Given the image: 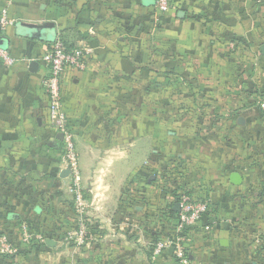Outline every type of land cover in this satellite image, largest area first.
<instances>
[{
    "label": "crops",
    "instance_id": "1",
    "mask_svg": "<svg viewBox=\"0 0 264 264\" xmlns=\"http://www.w3.org/2000/svg\"><path fill=\"white\" fill-rule=\"evenodd\" d=\"M156 1L0 0V38L17 59L0 67V233L18 244L22 218L33 222L28 231L44 232L43 244L32 239L39 246L27 251L31 264L41 256L45 264H155L154 245L172 223L146 202L163 197L175 216L183 194L210 205L209 222L189 242L198 264L243 262L249 231L264 233V0H173L162 14ZM17 24L52 26L56 39L85 54V68L62 80L88 203L81 245L60 238L79 228L68 217L71 178L43 88L42 59L53 43L17 35ZM168 89L188 113L164 114ZM202 104L209 106L197 112ZM186 116L210 121L219 138L197 147L192 125L180 127ZM165 118L178 121L176 131L164 130ZM233 173L242 185L231 183Z\"/></svg>",
    "mask_w": 264,
    "mask_h": 264
},
{
    "label": "built area",
    "instance_id": "2",
    "mask_svg": "<svg viewBox=\"0 0 264 264\" xmlns=\"http://www.w3.org/2000/svg\"><path fill=\"white\" fill-rule=\"evenodd\" d=\"M173 0H157L156 8L162 13H167ZM2 24L8 26L10 22L5 17ZM42 61L48 68V74L43 81V88L48 97V119L56 132L62 136L63 152L71 178V190L75 196V207L80 216L77 244L81 245L88 234L87 209L85 193L82 189V176L79 157L72 133L69 117L64 108L62 80L67 70L81 71L85 68V54L82 49H70L62 39L57 38L49 51L45 53ZM17 59L7 50L0 49V67H14ZM210 205L204 200L192 198L183 194L180 199V210L174 216L172 230L165 233V237L154 245L152 260L158 264V259L163 255L171 257L170 264H191L185 255L186 245L189 244L193 232L198 227H203L209 222ZM13 245V244H12ZM11 241L0 237V252L13 254L16 252Z\"/></svg>",
    "mask_w": 264,
    "mask_h": 264
},
{
    "label": "rangeland",
    "instance_id": "3",
    "mask_svg": "<svg viewBox=\"0 0 264 264\" xmlns=\"http://www.w3.org/2000/svg\"><path fill=\"white\" fill-rule=\"evenodd\" d=\"M170 75H171V73L165 72L164 78L165 79H169L168 76H170ZM250 90H252V88H250ZM180 91H181V94L183 93L182 95H180V96H183V98H186V96L191 95V93H188L187 89H186V91H184V89L181 88ZM199 93H200V95H199L200 98L203 97L202 96L203 94H201V91ZM164 95H165V104L163 105L164 106L163 108H164V114L165 115L168 114L170 116L171 113L175 112L176 110H180L181 112H185V113L189 112V111H187V110H189L188 109V105H184L185 102H181L179 104V106H177V105H175V104H173L171 102L172 101V96H175V95L178 96L177 95V89H173V93H172V89H168L167 94L165 93ZM137 106H139V105H133V108H136ZM208 106H209V104L208 105H205V104L204 105L203 104L202 105H198L197 106L198 110L197 109L196 110H197V112H200V111H202L203 107L207 108ZM211 106H214V105H211ZM177 122L178 121L165 118L162 121V123L164 124V130H166V131L167 130L176 131V129H177L176 128V124H178ZM179 122L181 123L180 127H184V126H186L189 123L192 125V127L196 131V133H194V136L196 135V137L199 138V140H200V144L197 145V147H199V148H203L204 144H206L209 140H213L214 138H219L218 137L219 135H210L209 130H210V124L211 123H208L210 121H207V122L206 121H202L200 118L195 119V120H190L186 116L185 119H183V120H181ZM203 123H204V125H203ZM202 128H204L205 130H202ZM165 135H166V132H165ZM165 137H168V136H165ZM176 153L179 154V152H176ZM176 153H173V155H169V156L177 158L176 157ZM43 179H46V177L45 178L43 177ZM162 195H164V193H162ZM74 198H75L74 194H72V196L70 195V198H66V201L69 204L68 208L69 209L72 208V210H73L72 213H70L68 217L71 219V222H74L75 224L77 223V225H78V222L80 221V216H79V214H78V212L76 210L75 199ZM137 200H139V199L137 198ZM146 204H148V208L153 210V211H155V209H157L156 212L165 211L164 215H161L163 220H164V222H162V223H164V225L171 224V223L173 224L174 223V221H173L174 216L171 214L170 211H167L168 203H167V200L165 201L163 197L161 199H157L156 202H154V201L149 199V201L146 202ZM33 217H34V214H33ZM47 217H48V215L45 218L42 215L39 218V221L36 222V223L38 225H40V226H43L46 222H49ZM151 218H152L153 221L156 219V216L154 215L153 212H152ZM18 222L20 223V225H22V224L26 225L25 227H23V229L25 231L20 230V232L18 233V236H19V241H18L19 243L18 244L15 243L14 241H12L11 238H9V237L1 234V233H0V237L7 238L9 240V242L11 241V245L13 244L12 247H13V249L16 250L14 255L19 258V261H18L17 264H31V263L25 261L26 256L29 255L27 251L31 250V249L33 250L34 246L35 247L39 246L38 244H34L33 245L32 239L39 240L41 242L40 244L42 245L44 240H45V238H46L45 237V233L42 232V231H37V232L32 233V232L28 231L27 229H25L28 226L27 225L28 222L29 223H33V222L28 221L27 219H23L22 218ZM51 222L58 224L60 222L59 215L58 214L57 215L54 214V217L51 220ZM86 223H89L88 220H87ZM247 230L249 231L250 229L247 228ZM249 233L251 234V236H250L251 238L247 239V243H246L247 247H245V248H248L250 250L249 256L245 257L243 262L242 261L240 262L239 259L232 258V259H229L228 261L220 260V261H218V264H264V233L260 234L257 231L252 233L251 230L249 231ZM56 234H59V233H56ZM32 236L33 237L35 236V237L33 238ZM56 236H58V235H56ZM65 236L68 238L67 240L70 241L71 243H73V241L75 242V240H76V233L75 232H69L67 235H65V233H64V235H62V237H60V238H62L64 240V239H66ZM256 239H259V241H260L259 242L260 244H258L259 245L258 247L256 246V242H254V240H256ZM252 243H254L253 244L254 246L251 245ZM191 246H192L191 244H187L186 245V248H185L186 258H187V260H189L191 262V264H198L197 261L194 262L193 259H191V252H190V248H189ZM12 255L13 254H2L0 252V259H5V257L9 258V256H12ZM23 256H25V258ZM259 256L261 257V259L259 258ZM32 264H45L43 256H41V258L39 257ZM208 264H215V262H210Z\"/></svg>",
    "mask_w": 264,
    "mask_h": 264
},
{
    "label": "water",
    "instance_id": "4",
    "mask_svg": "<svg viewBox=\"0 0 264 264\" xmlns=\"http://www.w3.org/2000/svg\"><path fill=\"white\" fill-rule=\"evenodd\" d=\"M1 26H0V35H1ZM16 33L17 35L33 40L39 41H48L54 42L56 40V34L53 30L52 26L48 25H27V24H17L16 25ZM0 49L6 50L7 49V42L4 39L0 38ZM264 51V49H263ZM38 67V63L33 61L31 63V69H36ZM60 139L62 136L60 135ZM65 173L68 175L69 170H66ZM231 183L235 186H240L243 183V178L239 173H233L230 177ZM175 211L179 212V205L175 206ZM224 247L228 246V241L224 240L222 242Z\"/></svg>",
    "mask_w": 264,
    "mask_h": 264
},
{
    "label": "trees",
    "instance_id": "5",
    "mask_svg": "<svg viewBox=\"0 0 264 264\" xmlns=\"http://www.w3.org/2000/svg\"><path fill=\"white\" fill-rule=\"evenodd\" d=\"M172 211V213H174V211L173 210H171ZM176 215V214H175Z\"/></svg>",
    "mask_w": 264,
    "mask_h": 264
}]
</instances>
